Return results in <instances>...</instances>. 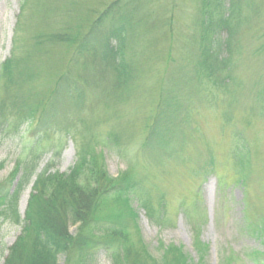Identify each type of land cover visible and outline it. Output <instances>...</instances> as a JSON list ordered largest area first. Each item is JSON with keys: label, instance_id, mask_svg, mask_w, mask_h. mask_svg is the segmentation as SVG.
<instances>
[{"label": "trees", "instance_id": "16d2710c", "mask_svg": "<svg viewBox=\"0 0 264 264\" xmlns=\"http://www.w3.org/2000/svg\"><path fill=\"white\" fill-rule=\"evenodd\" d=\"M197 1L194 27L186 34L189 44L185 42L184 32L175 41L172 29L168 36L162 37L161 30L155 29L154 39L147 46L156 49L154 61L163 62L170 82L193 85L195 92L205 91L212 103L226 102L228 99L219 102V96L239 91L240 78L234 67L240 60L233 57L232 50L237 43L240 45L238 29L246 23L241 0ZM136 3L141 5L142 1ZM127 4L129 1L125 0L19 2L9 57L0 65V135L28 136L32 148H41L59 134L63 144L66 140L76 143V161L68 175L51 174L46 167L35 176L21 234L9 248L4 264H59L60 261L90 264L98 250L112 264H128L131 257L132 264H145V256L139 255L145 254L144 249L136 250L135 243H131L130 230L135 228L137 219L131 201L158 225L171 222L162 197L157 199L159 210L153 206L156 188L148 181L140 180L136 174L132 180L128 172L116 178L108 175L98 161L99 156L94 154L95 149L90 147L91 141H96L92 133L98 123L86 124L80 116L91 90L99 89L97 92L112 96L115 93L120 98L130 89L137 90L138 81L149 74V68H142L134 50L138 42L136 26L140 21L134 22L132 14L133 17L134 13L138 14L139 5L133 7L135 12H127ZM141 21L146 22V17ZM174 21H169L168 27L172 28ZM132 28L133 45L129 47L126 33ZM148 31L146 34H152ZM222 32L229 34L223 45L219 41ZM113 42L117 43L115 48ZM174 42H178L179 49L173 48ZM221 47L227 57L220 54ZM132 49L128 55L126 50ZM257 91L252 100L263 109L264 86ZM225 121L230 124L233 119L229 117ZM78 126L83 128L82 132ZM143 146L167 147L162 154L166 158L174 156L166 133L156 128L148 133ZM246 153L242 145H236L232 153V167L238 177L235 181L244 191L241 218L251 237L264 239V215L251 203L248 179L241 176L247 170ZM38 154L35 158L39 160ZM3 166L0 163V171ZM34 172L35 166L16 162L8 178L0 182V218L6 220L9 214L15 215L17 199L32 181ZM200 173L214 174V167L204 166ZM17 176L14 191L10 193ZM219 183L221 188L225 186L220 179ZM225 206L226 203H221L220 209ZM183 213L187 219L195 216L192 209ZM72 227H75L73 236L68 233ZM260 241L264 244V240ZM176 251L169 247L162 264H183L182 256ZM250 260L253 264H264V252L254 251Z\"/></svg>", "mask_w": 264, "mask_h": 264}, {"label": "rangeland", "instance_id": "374dc122", "mask_svg": "<svg viewBox=\"0 0 264 264\" xmlns=\"http://www.w3.org/2000/svg\"><path fill=\"white\" fill-rule=\"evenodd\" d=\"M125 1H129L125 5L127 12H135L139 5L137 0ZM140 1L138 14L134 13V17L132 14L134 22L140 21L136 26L138 42L134 50L142 68H149L148 76L143 75L138 81L137 90L130 89L120 98L115 93L112 96L97 92L99 89L91 90L92 93H88L89 90L80 115L86 124L98 123L92 133L96 141H91L90 147L95 149L94 154L99 156L101 161H98L108 175L116 178L128 172L133 180V174H136L140 180L144 179L156 188L153 206L159 210L157 199L161 197L167 206L171 222L158 225L135 201H131L137 216L136 226L130 230L131 243H135L136 250L144 249L145 254L139 255L145 256V264H162L169 247L182 256L183 264H253L251 253L264 252V244L260 241L264 239L251 237L243 224L244 191L235 181L238 177L232 167V153L236 145L245 148L247 170L241 176L248 179L251 203L264 215V108L252 100L255 90L258 93L264 86V0H241L246 23L243 22L238 29L237 42L240 45L237 43L232 50L233 57L240 60L234 67V73L240 78L237 81L239 91L219 96V102L228 99L221 103H212L205 91L195 92L193 85L170 82L163 62L154 61L156 49L147 46V42L154 39L155 29L161 30V37L168 36L172 29L175 41L177 35L184 32L185 42L189 44L186 34L190 33L199 2ZM19 2L0 0V65L9 57ZM137 15L141 17H135ZM144 17L146 22L141 21ZM172 19L175 21L170 28L168 23ZM183 25L184 29L181 28ZM107 28L105 24L104 30ZM146 31L152 34H146ZM126 36L127 46L131 47L133 28L128 29ZM227 36L226 32L219 35L222 45ZM112 44L113 48L117 45L116 42ZM175 46L180 48L178 42L173 43V48ZM126 52L129 55L133 49ZM219 52L222 57L228 56L222 47ZM229 117L233 119L230 124L225 121ZM154 128L166 133L173 158L162 154L167 147L143 146L146 136ZM27 138L0 135V163L4 165L0 182L8 178L16 162L35 166L32 181L17 199L15 215L9 214L6 220L0 218V264H4L9 248L21 234V223L35 176L46 167L51 174L68 175L76 161V143L66 140L63 144L64 141H59L63 138L59 134L52 136L49 143L41 146L42 149L32 148L30 138ZM54 146L61 148L58 150ZM36 154L40 156L39 160L35 158ZM208 165L214 167V174H198L200 168ZM219 179L225 185L222 188ZM17 181L18 176L10 193ZM221 203L227 206L220 209ZM186 209L193 210L194 218L187 219L183 213ZM68 231L73 236L75 227ZM136 241H140L139 244ZM131 258L128 264H132ZM89 262L112 264L102 250L96 251Z\"/></svg>", "mask_w": 264, "mask_h": 264}]
</instances>
